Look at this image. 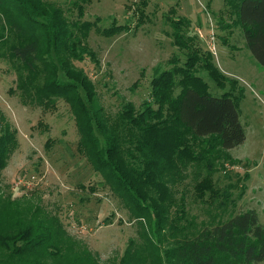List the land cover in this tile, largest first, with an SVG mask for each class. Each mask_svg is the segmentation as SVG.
Returning <instances> with one entry per match:
<instances>
[{"label":"trees","instance_id":"1","mask_svg":"<svg viewBox=\"0 0 264 264\" xmlns=\"http://www.w3.org/2000/svg\"><path fill=\"white\" fill-rule=\"evenodd\" d=\"M91 2L70 0L78 12L77 20H71L58 0H0V59L16 72V88L11 91L24 106L55 110L59 100L69 105L80 136L78 153L103 177L102 186H109L124 201L129 197L133 208L126 206L136 212L132 216L146 221L142 243L129 240L120 258L104 264L263 262L264 225L255 211L216 224L197 223L184 196L192 175L197 201L210 206L223 200L224 207L231 196L234 184L220 188L215 176L228 172L226 162L238 163L228 152L246 141L238 82L230 81L212 54L198 45V38L188 34L191 22L176 17L173 8L167 21L172 44L182 55L171 57L168 68L154 76L150 99L140 107L126 102L110 114L100 104L95 82L75 62L90 59L99 64L89 44L91 33L113 38L139 30L149 19V2L127 6L137 20L134 26L115 22L107 29L99 27V17L84 19ZM218 18L228 35L235 29L243 33L248 50L264 68V0H224ZM224 42L228 45L227 38ZM204 71L226 91L222 97L211 94L200 74ZM52 142L49 139L47 147ZM18 148V130L5 123L0 134V184ZM237 181L236 186L242 184L240 178ZM5 199L7 208L0 212V264H103L89 251L81 253L63 244L61 228L39 221L37 210L29 223L26 213L16 217L11 199Z\"/></svg>","mask_w":264,"mask_h":264},{"label":"rangeland","instance_id":"2","mask_svg":"<svg viewBox=\"0 0 264 264\" xmlns=\"http://www.w3.org/2000/svg\"><path fill=\"white\" fill-rule=\"evenodd\" d=\"M58 1L67 16L77 20L78 12L70 0ZM140 1L92 0L86 5L84 19L101 18L102 29L115 22L118 25L132 22L134 26L137 20L127 6ZM147 1L149 19L144 26L113 38L93 31L89 44L96 51L99 64L90 59L75 64L95 82L100 104L110 114L115 115L126 102L140 107L151 97L154 76L168 68L171 57L182 55L172 44V28L167 21L175 8L176 17L191 22L188 34L198 38V45L212 54L215 64L230 81L238 82L237 88L243 94L241 122L246 131V141L228 152L239 164L226 162L228 172L221 171L215 176L220 188L234 184L227 204L221 207L223 200H217L209 206L197 201L192 175L184 189L190 216H195L197 223L216 224L255 211L264 225V68L248 50L239 29L228 35L220 27L218 15L224 0ZM226 38L228 45L224 42ZM200 74L214 97L224 95L226 91L218 88L206 71ZM16 79L10 64L0 59V134L3 125L9 123L18 130L19 139V148L2 173L0 212L7 208L5 198L9 197L10 209L16 217L26 213L24 220L29 223L36 219L37 210L39 221L54 229L61 228L63 244L73 245L81 253L89 251L103 264L120 258L129 240L142 243L140 233L142 226L147 227L146 221L139 220L136 214L133 217L136 212L126 206L127 203L133 208L131 199L125 197L124 201L109 186H102L103 177L78 153L80 136L69 105L59 100L55 110L24 106L11 91L16 88ZM49 139L53 142L47 147ZM238 178L242 184L236 186Z\"/></svg>","mask_w":264,"mask_h":264},{"label":"built area","instance_id":"3","mask_svg":"<svg viewBox=\"0 0 264 264\" xmlns=\"http://www.w3.org/2000/svg\"><path fill=\"white\" fill-rule=\"evenodd\" d=\"M21 183H23V181H21Z\"/></svg>","mask_w":264,"mask_h":264},{"label":"crops","instance_id":"4","mask_svg":"<svg viewBox=\"0 0 264 264\" xmlns=\"http://www.w3.org/2000/svg\"><path fill=\"white\" fill-rule=\"evenodd\" d=\"M227 73V72H226Z\"/></svg>","mask_w":264,"mask_h":264}]
</instances>
